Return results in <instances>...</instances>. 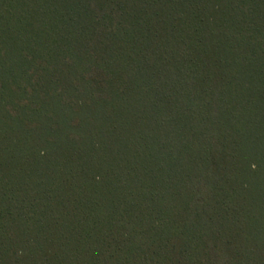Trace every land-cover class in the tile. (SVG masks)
<instances>
[{
  "label": "trees",
  "instance_id": "obj_1",
  "mask_svg": "<svg viewBox=\"0 0 264 264\" xmlns=\"http://www.w3.org/2000/svg\"><path fill=\"white\" fill-rule=\"evenodd\" d=\"M0 264H264V0H0Z\"/></svg>",
  "mask_w": 264,
  "mask_h": 264
}]
</instances>
